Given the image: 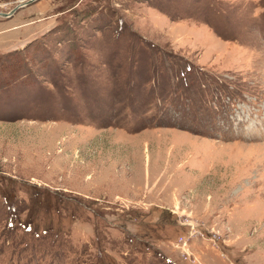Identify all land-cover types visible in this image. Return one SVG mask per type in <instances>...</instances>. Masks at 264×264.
I'll list each match as a JSON object with an SVG mask.
<instances>
[{
    "label": "rangeland",
    "instance_id": "374dc122",
    "mask_svg": "<svg viewBox=\"0 0 264 264\" xmlns=\"http://www.w3.org/2000/svg\"><path fill=\"white\" fill-rule=\"evenodd\" d=\"M0 264H264V0H0Z\"/></svg>",
    "mask_w": 264,
    "mask_h": 264
},
{
    "label": "water",
    "instance_id": "95a60500",
    "mask_svg": "<svg viewBox=\"0 0 264 264\" xmlns=\"http://www.w3.org/2000/svg\"><path fill=\"white\" fill-rule=\"evenodd\" d=\"M27 3H28V2H25V3H23V4H20V5L16 6V7L13 8L12 10H10V12H8V13H1V12H0V15L11 16V15H13V13H14L19 7L26 6Z\"/></svg>",
    "mask_w": 264,
    "mask_h": 264
}]
</instances>
